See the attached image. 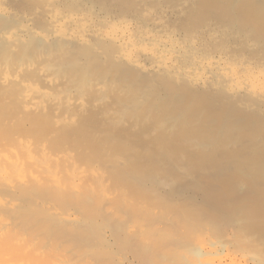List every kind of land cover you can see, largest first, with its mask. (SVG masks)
Here are the masks:
<instances>
[{
    "label": "bare ground",
    "instance_id": "1",
    "mask_svg": "<svg viewBox=\"0 0 264 264\" xmlns=\"http://www.w3.org/2000/svg\"><path fill=\"white\" fill-rule=\"evenodd\" d=\"M196 1L199 5L198 10L195 9L197 11L194 14L191 11L193 14H191V18L194 21L193 28L194 25L204 23L207 20L206 18L214 17L215 20L221 22V26L226 31L232 33L231 36L234 34L237 36H251V40L259 44L264 51V0ZM130 3L132 4L133 2ZM135 4L139 5V2ZM69 22L71 24V21ZM138 22L140 21L138 20ZM55 24L51 29L50 36H55L60 42L54 43L55 45L47 49H41L45 47L40 46V48L38 44V46L35 44L28 45L21 53L22 56L19 59L11 60L12 65H15V61L18 60L24 61L26 64L20 66L16 62L17 67L13 73L11 71L12 75L9 73L10 70L7 69L8 72L6 73L4 68L0 78L2 77L7 82L10 79H14L15 76L17 77L18 71L22 70L23 72L28 64L37 63L34 67L39 73L45 72L44 70L49 68V70L53 71V77L54 75L56 78L69 77V86L67 81H63L66 82L67 87L64 83L63 86L67 89L62 86L64 90L61 89V92L58 91L56 93L55 91L58 88L53 91L51 86H49L50 88L48 89L56 94H63V91L72 92L71 90L74 89L79 92L80 97L82 94L89 95L90 99L101 98L103 100L104 98L112 97L113 101L111 100L109 103L105 99L103 100L107 103L103 111L100 108L98 109L99 116L101 115L100 113H102V116L105 114L113 116L107 118L108 120L110 118L108 122L104 120L106 119L104 117L107 116H103L104 119H101L102 116L99 118L97 111V115L93 112L89 113V111V114L82 116L79 122L80 131L77 130L79 133L73 132L72 134L69 130V134H71H67L70 136L69 140L73 137V143L77 147H79L78 143L80 142L81 146L84 144L82 148L88 152L86 158H88L90 153L94 157V159L90 158L93 163L97 158L100 161L99 163L103 164V166L101 164L102 167L100 169L103 171L105 167L107 171L106 174L101 172V174L98 173V176L92 177L94 180L91 181L93 182L86 183L80 193L73 192L77 189L76 186H71L72 190L74 189L73 191H63L61 190L62 187L54 189L58 185V177L55 175V171H51V168L47 170L49 177L47 182L51 183V187L54 188L44 186L43 183L40 184L42 181L45 182L41 174H30L28 172L30 175L28 174L25 177L26 173L22 175L19 172L20 170L15 168L16 171L14 173L18 176V179L8 181L7 185L11 184V186H14L13 183H15V185L19 186L17 190H20L21 194L34 189L43 191L50 188L56 197L64 199L67 203L77 202L80 208L81 206L84 208L92 201L93 207L91 206L90 212L93 218L79 221L77 220L79 217H72L71 213L65 215L64 212V215L62 213V215H58L60 218L57 220L63 225L66 234L72 237V245L78 248L76 251L79 250V253H77L82 255V252H85L84 255L86 254V257L90 254L95 257L104 256L110 252L106 250L110 246H106L107 238L105 237L107 236H105L104 232L109 227L113 230L114 235L119 237L116 240L122 245L127 243L131 245V241L136 239L134 246L145 254V262L147 259L151 264L162 263V261H166L165 264H168L175 260L181 261L182 259L183 261L181 262L186 263L185 261L192 257L190 263L192 264L193 258L197 257L196 259H198L202 254L206 255L211 252V250L208 251L206 248L197 247V239L201 237L197 238L195 236L202 234L204 231H211V237L214 240L211 245L216 250V253L223 248H230L228 243L231 242L236 247H240V253L243 254L242 259H252L258 262L257 264H264V111L260 112V110H254L255 108H251L252 110L246 108L248 111L244 112L243 109L245 108H241L243 112H240L238 100L230 99L231 96L234 97L243 92H246L242 94H245L243 97L248 96L246 97L248 99L251 98L249 95L252 96V100L257 101V98L258 100L264 99V74L260 73L244 77L242 70H239L241 72L239 73L236 69L222 68L217 66L218 64L213 65L207 59L199 60V64L197 62V65H200L199 68H187L189 66L187 65L184 72H179L178 69L176 72L178 61L173 55L175 53L173 52V47H165L166 44L159 39H157L156 44L148 45V42L140 37L143 36L144 32L142 33L141 31L142 34H137L122 28H120L121 33H118L120 30L116 29L118 31H114L110 37L113 40L121 41L120 43L124 47V54L119 53L116 49L117 54L121 55H112L111 60L103 63L101 56L90 46L86 47L84 45L85 47L82 48L77 46V49L80 50H76L77 43H75V45L73 44L75 50L67 48V42H70L73 36H76L75 39L77 41H82V38L78 36L86 35L85 26L77 27L78 29L83 28V31L77 34L75 31H69L70 25L68 26V23L63 20L59 24L56 22ZM201 25L199 26L202 27ZM104 28L106 29V26ZM112 28L114 29V27ZM47 36L49 35H43L41 38L47 41ZM241 39L244 38L242 37ZM241 41L246 42L248 40L245 38V40ZM41 42L43 43V41ZM246 44L248 46L247 42ZM115 45L117 48V43ZM205 48L207 47L204 45ZM100 49L102 48L100 47ZM243 49L247 50V47ZM106 51L103 49L101 53ZM257 51L254 50L256 54ZM197 52V50H194L192 54ZM254 52L252 53L254 54ZM256 54L254 57H256ZM142 57H148L152 61H156L161 66L160 68L163 67L167 70L163 74L153 75L152 73L157 72V68L144 65L141 62ZM190 58L193 59V56ZM262 58L264 57L262 56ZM28 69H26V72L29 71ZM30 71L29 76L30 74L33 77L39 75L38 72L35 75L32 72L33 70ZM213 74H218L221 81L211 80ZM40 77H43V75ZM43 81L45 82V80ZM7 83L9 84V82ZM52 87H56L54 83ZM67 93L64 95L65 97ZM62 94L59 96L64 98L62 99L63 101L65 97H62ZM41 96L46 99L53 97L52 94L49 95L44 92ZM41 96H39V99ZM253 96L257 98H253ZM12 97H15L14 94ZM78 97L77 101L80 99ZM240 97L239 95L237 98L239 99ZM14 99H16L15 104L17 102L19 104L21 101L18 98ZM53 99L55 100V97ZM70 99L74 100L72 97ZM248 99L244 100L247 101ZM77 101L75 102L76 106H78ZM85 102H88V100ZM46 103L48 104L49 102ZM82 103H79L78 108L83 107ZM91 103L88 105H91ZM258 104L260 105L257 101ZM70 105H68L69 108L72 107ZM259 105L258 107H260ZM253 106H256V103ZM90 107L92 108L93 106ZM13 109H8V112ZM111 109L113 110L112 113ZM69 114H72V112ZM70 118L68 117V119ZM94 128L100 131V135L103 134L100 138V135L98 138H95L96 134L92 135ZM94 132L96 133L95 129ZM66 136L65 138L67 139L68 136ZM81 151L79 150V152ZM76 152L78 153V151ZM83 154H86L85 151ZM80 157L82 156L80 155ZM80 160L83 159L80 158ZM0 162L10 163L9 166H4L6 170H9L10 167L20 168V163L16 162V160L12 162L8 157L0 155ZM95 162L97 163V160ZM36 164L38 165V163ZM23 170L26 169L24 168ZM106 175L110 178L108 180L113 182L111 183L110 181V185L112 184L111 186L117 190V196L115 195V190V196L112 194L114 191H109L115 198H106L109 193L106 195L108 191L105 184ZM105 200H109L108 203L110 202L115 207V212L108 213L109 208L111 210L112 208L111 206L103 205ZM94 207L96 208L93 209ZM9 208L12 209V206ZM19 213V217L22 215L21 219H24L25 223H32L34 221L33 217L40 214L33 213V215H36L31 216L30 213L26 216L25 212V215L21 214V211ZM42 213L43 215L45 214L44 217H48L45 211L41 212L43 217ZM40 220L45 221L43 218ZM6 224L8 225L5 222L4 225ZM4 225L3 227H5ZM131 225H135L139 229L135 238L129 237L128 230H126V226L129 227ZM230 229L234 230L232 234L228 233ZM14 237L16 236L14 235ZM232 244L231 246L234 247ZM38 249L40 252V247ZM110 250L112 249L110 248ZM235 250L237 251L238 248ZM134 251L136 252V250ZM222 251L224 252V250ZM36 252L38 251L36 250ZM36 252H34L35 256H40L39 252L38 254ZM63 258L61 259L60 257L61 260L58 258L54 264H59V262L64 260ZM213 258L215 259V257ZM210 259L211 261L208 260L209 262L206 260L202 262L201 258H199L194 262H196L195 264H210L213 261L212 257ZM222 260L218 264H224ZM42 261H45V259H42ZM57 261L59 262L57 263ZM179 261L174 262V264L179 263ZM234 261L236 260L234 259ZM234 261L232 262L233 264ZM72 262L77 263L78 261ZM64 263L67 264L65 260ZM80 263L79 261L78 264ZM245 263L247 262L245 261ZM240 264L243 263L240 262Z\"/></svg>",
    "mask_w": 264,
    "mask_h": 264
},
{
    "label": "rangeland",
    "instance_id": "2",
    "mask_svg": "<svg viewBox=\"0 0 264 264\" xmlns=\"http://www.w3.org/2000/svg\"><path fill=\"white\" fill-rule=\"evenodd\" d=\"M125 1L123 2L122 0L123 2L122 3L121 0H119V2L118 0H81V1L80 0H0V76H2L1 73L3 72L4 68H5L4 71L6 70V73L8 72V70H10L9 71L10 74H11V71L13 73L15 71V68L17 67L16 62H17V65L20 64V66L26 64L24 61L18 60V61H15V65H12L11 60L19 59L22 56L21 53H23L24 49L28 45L38 44L39 47L40 46L45 47V48L40 47L41 49H47L48 47L60 42V40H58V38H56L55 36L53 35L50 36V32L53 26L56 25L55 22L59 24L60 22H62V20L68 23V26L70 25L69 31L72 30V31H75L77 34H80L81 31H83L82 30L83 28L82 29H78V28H81V26H85L84 29L87 31L85 32L86 34L85 36H78L82 38V41H77L75 39L76 36H73L70 42H67V48H71L75 50V46H74L75 43H77L76 50H80V49H77L78 48L77 46H79V48L90 46L91 48L95 50L97 54L101 56V60L103 63H107L108 60H111L112 55H116L117 51H119V53L121 52V54H124V47L120 43L121 41L113 40L110 37V35H112L114 31H118L116 29L120 30V28H122L123 30H131L137 34H140L141 31L142 33L144 32L143 34L141 33L143 36H140V37L144 39L146 42H148V45L156 44L158 41L157 39H159L163 43L166 44L165 47H173L174 48L173 52H175L173 53V55L175 59L178 61V67L176 68V72H177V69L179 72H184L187 65H189L187 68H193V69L199 68L200 65H197V62L199 64V60L207 59L213 65L218 64L217 66L222 67V68L236 69L239 73L243 72L244 74L242 75L244 77L248 75H255V74H260V73L264 74V70H263L264 69V58H262V56L264 57L263 48L259 44L252 41L251 36H247V37L237 36L235 34L231 36L232 33L226 31L225 28L221 26L220 24L221 22H218L217 20H215L214 17L206 18L207 20L204 23H201L202 25L199 23L196 26L194 25V28H193L194 21L191 18V14L192 12L194 14V12H196L199 7L198 2L196 0H191V1L190 0H125ZM130 2H133V3L131 4ZM134 2L135 3L139 2V5L137 4L138 7ZM51 17L53 20L51 19ZM138 20L140 22H138ZM69 21H71V24ZM51 22H54V23H51ZM79 22L82 24H80ZM199 25H201L202 27H200ZM23 26L24 27L26 26V27L24 28ZM104 26H106V29L104 28ZM112 27H114V29ZM134 29L136 30L134 31ZM162 32H164L165 34ZM118 33H121V30L118 31ZM43 35H49L47 36L48 37L47 41H44L41 38L43 37ZM242 37L244 39H241ZM245 38L248 40L246 41L248 43V46L246 42L241 41V40H245ZM191 39L192 41H190ZM41 41H43V43ZM115 43H117V46H118L117 48H116ZM97 45L98 46L101 45L100 47L102 49H100V47H98ZM204 45L207 48L204 49ZM246 47H247V50L243 49ZM107 48L110 51V53L107 50ZM103 49H105V51L107 50L106 52H103L104 54L101 53ZM194 50H197L198 52L196 54H192ZM254 50L256 51L258 50L257 54L254 52ZM250 51L254 52V54ZM119 53L117 55H121ZM258 53H259V56H258ZM204 54H208V55H204ZM255 54H256V57H254ZM189 55L193 56V59L190 58L191 56ZM186 56L190 61L186 58ZM259 57H261L262 60ZM191 60L193 61V63H191L192 62ZM258 61H260L259 62L260 64L261 63L263 64L260 65ZM141 62L148 67L151 66V68H154V67L155 69L157 68V72L152 73L153 75L163 74V72L167 70V69H164L163 67H162L163 70H161L162 69L160 68L161 66L158 63H156V61L154 60L152 61V59L148 57H144L143 59H141ZM36 65L37 63L28 64L27 66L25 65L26 67L25 69L23 68L24 69L23 72L22 70L18 71L17 77L15 76L14 79H10L9 81H7L9 82V84L5 82L2 77L0 78V85H1V89H0V111H1L0 112V155L4 157H8L9 160H11L12 162L16 160V162L20 163V168L10 167L9 170H6L4 169V166L5 167L7 165L9 166L10 163L7 164V162H2L3 163L2 164L0 162V233H1L0 234V251H1L0 252V264H41L42 262H45L46 264H54V262L56 263V260H58V258L59 260H61L63 257H65L63 259L65 260L67 264L69 263L78 264L79 261L81 262L80 264H141V262L142 264H148V263L151 264V262H148V260L146 259L147 257L145 258L146 262L144 261L145 254L143 252L141 253L138 250V248L134 246V244H136V239H134L133 241L130 240L131 245L128 243L122 245L116 240L119 237L114 235L113 230L109 227H107V230L105 229L104 232L106 234L105 236H107L105 237L107 238L106 246L108 247L110 246L106 250H109L110 252H108L104 256L99 255V257L92 256L91 254L88 255V257H86V254L84 255L85 252H82V255L78 254L79 250L76 251V249L78 248L77 247L75 248V246L72 245V242H73L71 240L72 237L66 234V231H64L65 229L63 225L57 221L58 218H60V216L58 215H62V214L64 215V212H65V215L67 213L69 214L71 213L72 217H75V216L76 218L79 217V219L77 218V220L79 221L88 219V218H93L90 212L91 206L93 207L92 201L91 203L89 202L87 206H85L84 208H82V206L80 208V205H78L77 202L67 203L64 199L58 198L56 197V195H54V193L50 189L54 187H51L50 185L51 183L47 182L49 178L47 174V170L51 168V171H55V175L58 177L57 183L58 185L59 184L60 185L55 186L54 189H57L56 187H62L61 190L63 191H73L74 189L72 190L71 186H76L77 187L76 190L78 191L76 190L73 191L75 193H80L83 190L84 185L86 183L87 184L92 183L93 181L91 180H94L93 179L94 176L95 177L98 176L99 174H101V172L106 174V171H107L106 168L104 167L103 171L102 169H100V167H102L103 164L101 163L102 164L101 166V164L99 163L100 161H98L97 158L95 159V161L97 160V163L95 161L93 163L92 159H90L92 157L90 153L88 155V158H86L88 152L82 148L84 144H82L81 146L80 145L81 142L78 141L80 143H78L79 147H77V145L73 143V140H72L73 137H71L69 140L70 136H68L67 134H69L70 131L72 132V134L73 132L79 133L78 132L80 131L79 122L81 121L82 116L84 117L91 112L97 115L96 111L98 112L99 108L101 111H103V109L105 108V105H107V103H109L111 100L113 101V99L112 97L104 98L107 101V103H105L106 101H103L104 99L103 100L101 98H100L101 100L99 98L90 99V96L86 94H82L84 97L82 95L80 97L78 94L79 92L72 89L71 91L73 92V95H72V92L68 90H66L68 91V93L64 91H63V94L58 93L59 95L62 94V97L66 95L67 93V96L66 97L64 96L65 100L62 101V99L64 98H61L56 93L60 91L61 89H63L62 88L63 83L66 86L65 84L66 82H63V81H67V85L69 86L70 84L69 77L62 76L60 78H56L55 75L53 77V71L49 70V68H46L47 70L45 69L44 70L45 72L39 73L38 71H36V67H34ZM26 69H28L29 71L33 70L32 72L35 73V75H37V72H38L39 73V75H37L38 77L37 76L33 77L31 76V74L29 76L28 75L29 71L27 70L28 72H26ZM205 70L207 71L206 68ZM239 70L240 71L242 70V71L240 72ZM41 75H43V77H40ZM47 75H48V78H47ZM212 77L213 78L211 80L213 81H219V82L221 81L220 80L221 78L218 74H215V75L213 74ZM11 80L15 84H13ZM43 80H45V82ZM53 83L56 86L54 88L52 87ZM6 84H8L9 86ZM49 86H51V89H53V91L55 88H58L55 91L56 93H54L52 90H49L48 89L50 88ZM22 90L25 92H23ZM17 91H18V94L16 95ZM43 92L48 93L49 95L52 94V96L55 97V100L53 99V97L51 99L42 98L41 94H43ZM12 93L14 94L15 97H12L13 96ZM243 93H246V92H243ZM243 93H239L235 95L234 97L232 96L230 97V99L232 100H238L240 112H243L241 111L242 110L241 108H245L243 109L244 112H247L248 110H252L254 108H255L254 110L256 111L257 110H260V112L264 111V99L258 100L257 97L253 96V98H257L258 103H260V105L258 104L261 107L260 108L257 105V101L254 99L253 100L251 99L252 96L249 95V97H251L249 98L251 100H249L248 98H246L248 96L243 97L245 95V94L242 95ZM239 95L241 96L239 98L241 102L237 98ZM39 96H41L40 99H39ZM68 96L69 98L72 97L76 101H77V97L79 96L78 98L80 99L77 101V104L79 106V103H82L84 101L82 103L83 107L78 108V106H76V103H75L76 101L74 102V100L72 99L69 100ZM58 97L60 98L58 99ZM14 98L21 99V101L18 99L17 100L22 103L19 102V104H17L18 103L17 102L15 104L16 99ZM27 99L29 100L31 99L30 102ZM244 99H248L249 101L248 100L245 101ZM87 100L88 102H85ZM23 101L25 102L23 103ZM45 101L49 103L47 104ZM102 101L104 102V105ZM251 101H254V102L256 101L255 102L256 106H253L255 105V103ZM31 103H34V104H31ZM68 103L71 104L73 108L72 107L69 108ZM90 103L91 105H88ZM12 104H14L13 106L15 107L10 106ZM90 106H93V107L91 108ZM2 107L3 109H1ZM6 107L9 110L13 108L14 109L11 110V112H8V109ZM87 108L88 110L86 111ZM113 110L111 109V113L113 112ZM71 112L73 115L69 114ZM100 114L101 115L99 116V112H98L99 118H101L102 116V113ZM103 116H107V117H104L106 119H104ZM103 116L101 119L106 120L105 122H108L110 118L113 117L111 115L110 117L107 114ZM68 117L69 118L71 117V118L68 119ZM108 117H110L109 120L107 119ZM101 119H100V122H101ZM94 129L96 130V133L94 132ZM94 129L92 130V133H93L92 135L94 136V134H96L95 138H98V136L101 133L100 131H97L98 129L96 128ZM65 134L68 136L67 139L65 138L66 136ZM80 135H83V134H80ZM102 135H100L99 138ZM80 138L83 139L82 136H80ZM79 150L80 151L82 150V151L79 152ZM76 151H78V153ZM84 151L86 154H83ZM80 155L82 157H80ZM80 158H82L83 160H80ZM92 158L94 159V157ZM36 163H38V165ZM92 164H94V166H92ZM14 168L20 170L19 172H21L22 175L23 174L25 175L26 173L25 177L29 173L38 174V175L41 174L42 179H45L44 180L45 182L42 181L40 184L43 183L44 186L46 185L50 188L43 190V191H38L37 189H34L32 191H28L24 194H21L20 190L19 191L17 190L19 186L15 185V183H13L14 186L13 185L11 186V184L7 185L8 181L18 179V176L14 173V171H16ZM24 168L26 170H23ZM37 171L38 172L40 171V172L38 173ZM108 178L109 177L106 178V183L104 181V183L107 185V188H108L106 195L109 191L112 192L115 190L111 186L112 184L110 185V181L111 183H113L112 180H108ZM115 191L112 194L114 195L115 193V195L117 196V190ZM111 192H109L108 195L106 196L107 199L113 197ZM108 201L109 200H105L103 203L104 206H111L112 210L109 208L108 213L115 212V207H113L110 202L108 203ZM11 206H12V209L9 208ZM95 208L96 207H94L93 209ZM20 211H21V214L22 213L24 214L25 212L26 216L27 214L29 215L30 213H31V216L33 215V213H36V214L40 213V214L37 215L38 218L37 216L36 217L34 216L36 214L33 215L34 221L32 223H25L23 221L24 219H21L23 216L21 215V217H19ZM43 211L47 213L48 217H44L45 214L43 215V213H42L43 217L41 216V212ZM17 212L18 214H16ZM42 218L45 219V221H41L40 219ZM5 222L8 223V225L7 224L4 225ZM129 224L131 223L129 222ZM3 225L5 227H3ZM131 226L129 227L126 226V230H128L129 237L135 238L136 237L135 235L136 233L139 232V229L135 225H133L132 227ZM233 229H230L228 233L232 234L234 232ZM13 234L16 237H14ZM211 235H212L211 231H204L202 234L195 236L197 238L201 237L200 239H197L198 241H200L199 243L196 240L197 247L206 248L208 251L211 250V252L207 253L206 255L202 254L201 256L203 258L201 256L199 257L201 258L202 262L205 260L211 261L210 258L212 257V260L214 261V263L212 261L213 264H218L219 262H221L220 260L222 259H223L222 263L224 264L227 261H228L227 263L230 262L229 264H233L232 262L234 261V259L236 260L234 261V264H240V262L243 264H257L258 263L252 259H249V260H246L245 258L242 259L243 254L240 253L241 252L240 247H236L231 242L228 243L230 245V248L228 249L223 248L217 251L218 253H216L215 252L216 250L213 249V246L211 245L213 244V241H214ZM187 236H191V235H187ZM231 244L234 247H232ZM228 246H225V247H228ZM39 247H40V250L43 252L41 251L39 252V249H38ZM34 248H35V251H34ZM110 248L112 250H110ZM234 248L235 249L238 248V250L236 251ZM36 250L39 252L40 256L38 255L35 256L34 252H36ZM45 250L47 251L46 252L47 254L45 253ZM134 250H136V252ZM222 250H224V252ZM26 251H29V252H26ZM31 252H32V256H31ZM38 252L36 253L38 254ZM40 253H42L45 258L44 257L42 258L43 255ZM56 254L58 255V258ZM63 254L65 255L62 256ZM59 256L61 257V259ZM66 256L70 258L67 259ZM213 257H215V259ZM236 257H238L239 259ZM47 258H49L50 260L49 259L46 260ZM55 258L57 259L55 260ZM191 258L188 259L190 262L188 260H187L188 262L185 260L184 261L190 264ZM196 258H193V260L196 261L199 259V258L198 259ZM230 258H232L233 261L230 260ZM42 259H45V261H42ZM64 260L61 261L63 263L59 261H57V263L59 262V264H65ZM140 260L142 261L140 262ZM72 261L74 262L78 261V262L73 263ZM178 261L175 260L171 263H168V262L167 263L174 264V262H178ZM181 261L183 260L181 259ZM181 261H179V263ZM194 261H192V264L196 263ZM245 261L247 263H245ZM45 263H42V264H45ZM158 263L165 264L166 261L165 262L162 261V263L161 262H158ZM183 263L184 262H181V264Z\"/></svg>",
    "mask_w": 264,
    "mask_h": 264
}]
</instances>
